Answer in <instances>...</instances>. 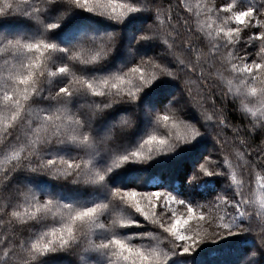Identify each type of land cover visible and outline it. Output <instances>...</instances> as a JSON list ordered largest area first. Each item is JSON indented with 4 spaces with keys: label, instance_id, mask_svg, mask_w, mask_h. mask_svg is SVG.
<instances>
[{
    "label": "snow or ice",
    "instance_id": "6c2138e0",
    "mask_svg": "<svg viewBox=\"0 0 264 264\" xmlns=\"http://www.w3.org/2000/svg\"><path fill=\"white\" fill-rule=\"evenodd\" d=\"M0 264H264V0H0Z\"/></svg>",
    "mask_w": 264,
    "mask_h": 264
},
{
    "label": "trees",
    "instance_id": "16d2710c",
    "mask_svg": "<svg viewBox=\"0 0 264 264\" xmlns=\"http://www.w3.org/2000/svg\"><path fill=\"white\" fill-rule=\"evenodd\" d=\"M257 142H259V138H257ZM177 183L179 184L180 183V179L178 178L177 179ZM199 199V197H197Z\"/></svg>",
    "mask_w": 264,
    "mask_h": 264
}]
</instances>
